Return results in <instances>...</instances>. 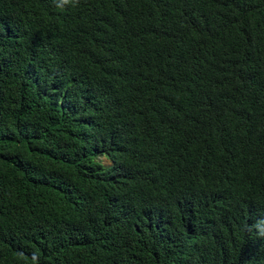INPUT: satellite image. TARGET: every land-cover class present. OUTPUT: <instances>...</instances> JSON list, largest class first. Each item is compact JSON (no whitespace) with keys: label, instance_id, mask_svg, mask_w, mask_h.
I'll return each mask as SVG.
<instances>
[{"label":"trees","instance_id":"trees-1","mask_svg":"<svg viewBox=\"0 0 264 264\" xmlns=\"http://www.w3.org/2000/svg\"><path fill=\"white\" fill-rule=\"evenodd\" d=\"M261 232L264 0H0V264H264Z\"/></svg>","mask_w":264,"mask_h":264},{"label":"rangeland","instance_id":"rangeland-1","mask_svg":"<svg viewBox=\"0 0 264 264\" xmlns=\"http://www.w3.org/2000/svg\"><path fill=\"white\" fill-rule=\"evenodd\" d=\"M99 161L101 162V164L102 165H104V166H107V165H109V162L108 161H106L105 159H103V158H99Z\"/></svg>","mask_w":264,"mask_h":264},{"label":"clouds","instance_id":"clouds-1","mask_svg":"<svg viewBox=\"0 0 264 264\" xmlns=\"http://www.w3.org/2000/svg\"><path fill=\"white\" fill-rule=\"evenodd\" d=\"M65 2H67V0H65ZM261 234H264V232H261Z\"/></svg>","mask_w":264,"mask_h":264}]
</instances>
